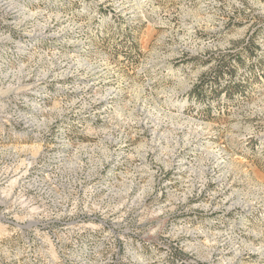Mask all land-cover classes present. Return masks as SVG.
Returning <instances> with one entry per match:
<instances>
[{
  "label": "rangeland",
  "instance_id": "obj_1",
  "mask_svg": "<svg viewBox=\"0 0 264 264\" xmlns=\"http://www.w3.org/2000/svg\"><path fill=\"white\" fill-rule=\"evenodd\" d=\"M135 245L264 264V0H0V264Z\"/></svg>",
  "mask_w": 264,
  "mask_h": 264
},
{
  "label": "built area",
  "instance_id": "obj_2",
  "mask_svg": "<svg viewBox=\"0 0 264 264\" xmlns=\"http://www.w3.org/2000/svg\"><path fill=\"white\" fill-rule=\"evenodd\" d=\"M144 249H148L150 253L145 254ZM132 251L139 258L131 259L126 264H194L178 252L177 248L135 245L132 246Z\"/></svg>",
  "mask_w": 264,
  "mask_h": 264
},
{
  "label": "bare ground",
  "instance_id": "obj_3",
  "mask_svg": "<svg viewBox=\"0 0 264 264\" xmlns=\"http://www.w3.org/2000/svg\"><path fill=\"white\" fill-rule=\"evenodd\" d=\"M90 73L93 75V80L96 82H99L101 77L99 76V71L97 70V68H90ZM86 85H88V84H86Z\"/></svg>",
  "mask_w": 264,
  "mask_h": 264
},
{
  "label": "trees",
  "instance_id": "obj_4",
  "mask_svg": "<svg viewBox=\"0 0 264 264\" xmlns=\"http://www.w3.org/2000/svg\"><path fill=\"white\" fill-rule=\"evenodd\" d=\"M143 251H144L145 254H149L150 253V251L148 249H144Z\"/></svg>",
  "mask_w": 264,
  "mask_h": 264
}]
</instances>
